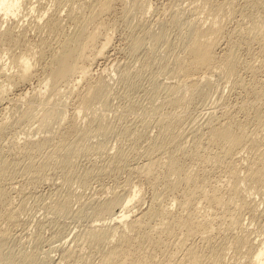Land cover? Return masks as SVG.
Listing matches in <instances>:
<instances>
[{
    "label": "bare ground",
    "instance_id": "bare-ground-1",
    "mask_svg": "<svg viewBox=\"0 0 264 264\" xmlns=\"http://www.w3.org/2000/svg\"><path fill=\"white\" fill-rule=\"evenodd\" d=\"M67 1H69L70 3L67 2V4H69V9L67 11L68 15H66V16H68L69 18H71L75 22L74 29L72 28L73 30L71 29L72 31L70 30L71 32L68 31V33L64 32V35L61 38H59L57 41L58 43H56L58 46H56V48L51 52L49 62H48L50 65V67H48V68H50V70H49V72H47L48 73L46 75L47 77L43 74L45 79H46L45 80L46 81L45 85H47L46 89L44 91L39 90L38 92H34V93L29 94V95H26L25 93H27V92H25V91H24V93H20V94H18V92H16L18 95L17 94L15 95V98L19 101L20 100H22V101L26 100L27 101V99L28 100L30 99V103H28V105H27V107L29 105H30V107L28 108V110H27V108L26 109L24 108L25 110L32 112L35 108H38V110H39V108L41 109L40 110L41 113H40V111L38 113H40V114L43 113V114H42V119L37 117L38 120L40 119V123L39 124L37 123L38 125H40L41 127H42V125L43 126L45 124L47 125L51 121V118H52V120H54V119H55V121L57 120V123H59V125H60L59 129L57 128V130H56V128H55L53 130L54 133L59 132V133H57V134H59V141L55 144V147H53L54 149L52 150L51 154H49L50 156L48 155L49 160L46 162L44 161L45 163L41 165L42 167H40V165L38 164L40 168H38V166H37L36 172L35 173L33 172V174H30L32 176L29 175V178L26 179V180H28L26 182L27 185L28 184L31 185V184L35 183V181H33V179H38V178L44 176V172H45L44 170L46 169L45 167L47 165H50V163L56 165L57 168L60 167L61 168L60 170L64 171V174H65L66 178L68 179V175H69L70 171H72V165H74V162H75L74 161L75 159L73 160L74 156L76 155V157H78L77 155L80 154L81 151H83L87 147H89L88 143L90 145L91 141L89 140V138L91 137V135L92 134L96 135L98 133L100 136V135H102L101 133H104V136H106V134L108 135L109 132H111V131L113 132V129H114L113 127L109 126V122H107V117L109 116L108 113L97 111L98 110L97 109L98 103H100V106H102L106 101H109L108 98L111 97L110 91H112V90H110L111 89L110 85H112V84H111V82L109 83L107 81V79H104L101 75H100L101 77L99 76V78H97L98 77L97 76V77H95L96 79H94V80H92L93 78L91 79V75H93V74H91V73H93L92 72V63L94 64L93 61L97 57H100V55H103V54L106 55L105 49H106V47L109 46L107 44L109 42L110 37L106 38L107 36L106 37L103 36L100 32V30H101L100 27L103 24V22L101 21V20H103V19H101L102 18L101 15L103 13L106 15L107 11L109 12L114 0H67ZM189 1L192 3V5H191L192 7H194L193 3H197V2L199 4L201 3L200 5H201V7L203 6L202 8H204V9H202L201 7H198V8L202 9L200 13H202V11L204 10V12L207 13V16L205 15L206 16L205 20L198 19L199 21L197 20V18H200V17H198L200 15V13L196 15L197 16L196 20H194L192 17L193 20H191L190 23L186 24V25H188L187 30L185 29L186 31L184 33H182L183 34V37L181 38L182 44H181V46L178 44L180 46L179 48H178V45L176 46V44H174L175 42H169L168 39H166L165 33L164 34H157L156 33V34L152 35V40H149L151 38L147 39L148 41H151V42H149L150 44L153 42L155 48H156L155 44L165 42L164 43L165 48H167L169 51L170 50L175 51L172 53L173 56L171 57V60H167L168 62H166V59H165V57H167V56H163V58L165 59V62H163V64H161L163 72H165V73L167 72L166 74L170 75V77H172V78H175V81L173 79H171L170 81L164 82L165 85L162 83L164 85V87L162 85L164 97L161 100V103L157 104V105L151 104L150 109L146 108V111H147V113H149V115L150 114H154V115L156 114V118H157V122H158V130H159L158 134L156 135V137H153V138L149 137V139H145L147 137L144 138L142 135H139L140 133L135 134L136 131H138L136 129L133 130L134 132L128 131L131 133L133 139L135 140V142L133 141L134 143L132 142L134 144V146L138 145L139 148H140V146H142V148L144 147L143 151H142V149L140 150V151H142L141 155H144V157L141 158V161L136 162V164L134 165V170L136 171L138 176H140L141 178H145V180L147 179L148 181H150V183L153 184V185L151 184L152 185L151 188L154 189L153 194H152L153 198L151 199V201H149L151 203L150 204L148 203L149 204L148 206L146 205L147 206L146 208L143 207V209H141L140 211H137L138 209L136 211H134V209H132V208H134V205L138 206L141 203V198L139 195L141 187L137 186L138 184L137 185L134 184V185H132L131 188L127 189V191L125 190L124 191L125 193H122V191L119 193L114 191V192H112L111 195L109 194L108 196H106L107 195L106 194L105 195L106 197H104V199H102V200L98 199L99 201L98 200L95 201L96 203L93 202V203H95L94 209H95V212L97 213V218H95V219H97V221L100 219H103V220H101L99 223L90 224L89 226L86 225V228L88 226V229L84 233H81L82 235L79 234L81 237H79L80 239L77 240V245H75L76 243L74 245L78 246V247L81 245L82 246L81 248H83L85 243L89 244V246L91 245L94 247L103 246L104 249L101 248L102 249V252H101L102 254H101V258H100L101 260L96 264H228V263H226V260H224L225 259L224 256H225V252L227 251L226 250L227 247H229L230 245L232 248H235L237 251H241L244 254H246L247 257L249 258V260L253 264H264V239L260 238V240L257 239L256 241H254V239H255L254 237H253L254 239L250 238L249 233L246 230V227L243 225V222H242L243 214L245 211L249 212L251 214V216H253V217L255 214H257L259 212L258 211L259 210V202L256 200L255 195L259 194V196L261 198H263L262 200H264V83H263L264 81L262 82L261 86H258V87L255 86L256 84H258L257 83L258 81L255 80L256 74L254 73V72L260 70L261 66H263V68H264V56L258 54V56L255 57V59H257V57H258V59H259V62L257 59L258 63H255V62L250 61V60H248L249 62H247V63H243L245 65V68L250 70L251 74L253 76L251 82L249 81L250 82L249 83L250 85H249L243 79V77H242L243 75H241L239 73L240 72L239 68L242 66V64H241L242 61L239 60L237 57L238 55L236 53L237 49H236L235 45H231L229 43L230 47L228 48L227 47L228 45L226 46L227 48L224 47V48H226V50L223 49L222 53H219L220 51H217L219 49V47L223 48V45H222L223 41L222 40H224V39H222L223 38L222 36H223V32H225V31H223L224 30L223 24L227 21V18H226V21L224 19V23H223V18H225L224 15H227V16H229L228 18H230V16L232 17L233 14H235V12H236V9L234 7L235 1L234 0H224L222 2L216 1L217 3L216 2L214 3V1H212V0H201V2H200V0H189ZM170 2H171V0H170ZM187 2H188V0H187ZM190 2H189V5L191 4ZM174 4H175V1H174ZM21 5H22V0H0V12L1 13L3 12L5 16H8V15L9 16H12V15L18 16L19 11L21 12V10H20ZM247 5L250 7V10H249L250 12L247 11L249 13H246V14L243 13L244 18L245 17L247 18V20L245 18V20L247 21L246 24L245 25L241 24V22L243 23V21H241L240 24H238V26L234 29L233 32L237 33L238 35H240L241 37H243L245 39L247 38L248 43H251L253 41L258 42L260 44L259 49L262 51L264 49V0H248ZM67 7H68V5H67ZM198 8H196V9H198ZM238 8H240V7H237V9ZM164 9H166V8H164ZM193 9L195 11H197L195 8H192V10ZM205 9H206V11H205ZM198 11H200V10H198ZM241 11H243V10H241ZM177 12H178V10H177ZM190 12H191V10H190ZM59 13H58V15H56L57 17L52 16L50 19H48L44 23V25L49 26L51 29H53V28L55 29V27L57 28V26L61 23V21L63 19V17H60L61 15H59ZM183 13L180 12L179 14H183ZM196 13H198V12H196ZM161 14H163V13H161ZM171 14H172V12H171ZM180 16H182V15H178V13H174L172 16L173 21H171V22L172 23L177 22V24H178V22L181 21V20H179V19H181ZM203 16H201V17H203ZM243 16H242V19H243ZM236 21H238V19ZM139 22H141V21H139ZM63 24H60V25H62L61 27H63ZM91 24H94V27H92ZM158 25H160V24H158ZM35 26L37 28H41V25L39 23H37ZM152 28H153V26H152ZM184 28H186V27L184 26ZM1 29H3V28H0V30ZM161 29H163V28H161ZM151 30L153 31V29H151ZM13 31H14V29H12L11 27H7V28L3 29L1 31L0 41H3V42L6 40L17 41L19 38V35L14 34ZM152 31H150V32H152ZM143 32H144V30H143ZM160 32L162 33L161 30H160ZM107 33L108 32L106 31V35L109 34V33L108 34ZM151 34L149 33V36H151ZM230 34H232V33H230ZM100 35H101V40H102V36L105 37L104 41H100L101 42L100 46L98 48L96 47L97 49L91 50L90 48L94 47V44L97 43V39L100 37ZM176 35H177V32H176ZM108 36H110V34ZM136 36L137 37H135V38L132 37V39L134 38L132 40V50H134V51H137L140 48L142 49V47L145 44V40H146L145 39L146 37L144 38L142 35H141V37H138V35H136ZM227 38H229V37H227ZM176 40H177V38H176ZM179 42H181V41H179ZM227 42L224 43V45L228 44ZM231 42H232V40H231ZM0 43H2V42H0ZM96 46H98V45L96 44ZM148 46H150V45L148 44ZM154 46H151V47L153 48ZM251 47H253V45ZM30 48L31 47H29V48L26 47L23 51L21 49V51H19V52H14V53L9 54L10 55L9 57L11 58L10 61L12 62V66L15 67L14 70L10 69L12 72H10V71L7 72L8 70H6V69H8V67H10V66H8L9 64L7 65L5 63L8 66V67H6V65L3 63L4 65H2V66L6 67V69L3 67V68H1V71H0V74L4 77V78L2 77V80L0 78V103L5 101L6 99H8V97L12 96V95L11 96L8 95V91H9V89L13 90L10 87L15 82H17L16 79L17 80L19 79L22 81H26L27 79H29V80L31 79L30 77H32V76H30L31 75L30 73L32 71V68L35 69V67L33 66V62H35V60H36V58H35L36 52L34 53V51H32V49H30ZM87 48H89L91 51H88ZM167 49H164L165 53H166ZM256 50L257 49L255 48V51ZM154 51H156V50H154ZM261 51H260V53L262 54ZM12 52H13V49H12ZM39 52H41V51L39 50ZM106 52H107V50H106ZM151 54L154 55V53H151ZM169 55H171V54L169 53ZM252 55L254 56L255 54H252ZM34 58H35V60H34ZM163 58H162V60H163ZM167 58L169 59V56ZM106 59H108V58H106ZM138 60H139V58H138ZM151 61H152V59H151ZM159 61H160V59H159ZM146 62H147V60H146ZM39 63H40V61H39ZM34 64L36 65V62ZM120 64L118 63V65H120ZM118 65H116V66H118ZM0 66H1V64H0ZM103 69H105V68H103ZM217 71L222 75V77L224 76L225 78H227L229 86H232L234 88V90L237 88L246 89L247 92H249L247 94L250 95V93H251V95L246 96V97L242 96L243 98L240 99L241 101L238 102L239 104H237V105H239L238 107L243 114L241 117L238 116V113H237L238 110L235 109L237 114L234 113L235 111L232 110L228 106V104H226L225 106H222L223 109L222 110L220 109L221 111L219 110L218 112L216 109L212 108V106H211V109L209 108L210 111L208 112L209 117H207V120H205V123L204 124L199 123V124H201L202 127H204V130H201L200 126L196 129H193V131H192L193 132V134H192L193 143L190 142V143H192V146L190 148V145H189L190 149H188V145L186 146V143H185L186 141L183 143L179 142V141H181V139H179L180 138L179 135L182 133L177 131L178 125L181 123L182 119L184 118L183 117L184 115L182 112L185 111L186 108L188 107V104L192 100V95L194 93L201 92L207 88H210V86L213 84L212 80H214V77H213V79L211 78V74L214 75V72H217ZM76 72L79 74V77L77 76L78 78L86 79V80H88V83L86 84L87 88L85 87L86 90L85 91L83 90L84 93H82L80 95L81 100H80V103H78V104H80L79 108L75 109V107H74L75 111L74 110L72 111L73 115H75V116L74 117L72 116L73 118H71V119H67V117L71 116V115L70 116L67 115V113H68L67 111L69 110V109H67L68 107L63 106L64 107L63 108L61 106L62 108L61 107L58 108V106L56 105L58 103V101L57 102L55 101L56 103L51 102L52 103L51 106L47 105L49 102H47L48 97H46L45 93H46V90H48L47 88H49L51 86V84L54 85L53 87H57V85L59 87L58 82L61 81L62 79H64V82L67 81V83L69 85V89L67 91L70 92V94H71V92L74 93L73 90L77 89V88L74 87L75 81L71 79V76L73 77V74L75 75ZM125 72H128V71L124 70V73L122 76L123 79H126L127 76H129V74H130V73L127 74ZM32 73H34V72L32 71ZM162 75H163V73H162ZM75 77H73V78H75ZM42 79H40V82H42L41 81ZM70 79L72 81L71 83H70ZM80 79H78V80H80ZM76 80H77V78H76ZM167 80H168V78H167ZM156 81H157V79H156ZM80 83H81V80H80ZM157 83H158V81H157ZM38 85H40V83ZM258 85H260V83ZM34 86H35L34 88L37 87L36 85H34ZM156 86H158V85H156ZM53 87L51 88V90L54 89L53 92L55 93L56 89ZM15 88H16V86H15ZM32 88H33V85H32ZM34 88H33V91L34 90L37 91V89H34ZM37 88H39V87H37ZM67 88H68V86H67ZM39 89H41V88H39ZM214 89H215V87H214ZM155 90H156V88H155ZM155 90H153V91H155ZM156 91L158 92V90H156ZM28 92H30V91H28ZM48 92L46 94L50 93V92L49 93ZM58 92L60 93L59 89H57L56 93H58ZM9 93H11V92H9ZM154 93L156 94V92H154ZM224 95H225V92H224ZM234 96H235V94H234ZM54 97H55V95H54ZM220 97H218V98H220ZM236 97H238V96H236ZM15 98L14 97L11 99L9 98L8 100L10 101V100H13ZM17 100H16V102H18ZM49 100H50V96H49ZM59 101L61 102L62 100L60 99ZM63 101L65 102L66 100L64 99ZM6 102H7V100H6ZM11 102L12 101H10V103ZM20 103H22V102H20ZM5 104H7V103H5ZM19 104L17 105V103H16L15 106L18 107ZM106 104H108V102L105 103V105ZM215 104H218V103H215ZM10 105L13 106V104H10ZM2 106H4V104ZM32 107H34V108H32ZM1 108H3V107H1ZM20 108H22V106ZM181 108H183V110H180ZM215 108H217V107H215ZM232 108H233V106H232ZM7 109L10 111V107H8ZM11 109H12V107H11ZM13 110H14V107H13ZM16 110H19V108ZM27 111H25V112L27 113ZM36 112L33 114H36ZM14 113H15V111H14ZM18 113H19V111H18ZM22 113L24 114L23 110H22ZM4 114H6V113H4ZM4 114H3V116H4ZM79 115H83L82 117L84 119L86 117H88V120L87 121L85 120L86 122L84 121V124L82 126H79L80 123L78 125V121H76V119H75ZM19 116H20V113H19ZM32 116L34 117L35 115H32ZM79 118L81 119V116H79ZM79 118H77V120ZM30 119H32V118H30ZM30 119H28V120H30ZM194 120H196V119H194ZM11 121H12V119H11ZM11 121H10V119L7 121L6 118L0 117V133L2 131L4 132V129H6V127L8 126L7 124ZM34 121H35V119H34ZM155 121H156V119H155ZM251 122H252V126H250ZM65 123L68 124V125H66V127L64 125ZM144 123L148 124L146 121ZM62 125L64 126L65 131H60V128ZM141 125H143L142 122H141ZM154 125H155V123H154ZM25 126L27 127V125H25ZM56 126L58 127V125H56ZM133 126H135V125H132V127ZM180 126H181V124H180ZM190 126H191V124H190ZM125 127H127V125ZM137 127H139V126H137ZM146 127H148V126H146ZM191 127H193V126H191ZM250 127H252V128H250ZM28 129H29V127H28ZM187 129L188 128H186V131H187ZM125 130H127V129L125 128ZM145 130H146V128H145ZM140 131H142V130H140ZM3 132H2V134H3ZM95 132H97V133H95ZM28 135H29V133H28ZM138 135L142 136L143 140L144 139L147 140V141H145V144H143L144 143L143 140L141 143H139L140 140H139ZM31 136H32V134H31ZM26 138H28V136ZM29 139L24 140L25 142L23 141L25 144L24 151L28 150V149L31 150V146L34 143V142H32L33 139H31V140H29ZM34 139H36V138H34ZM182 139H183V137H182ZM88 140L90 142H88ZM91 140H93V139L91 138ZM13 143H17V142L15 141ZM133 144H131V147ZM14 145H13V148H11V146L9 147V149L11 148L10 151L11 150L14 151V150L19 149L22 152V150H21V149H23L22 146L20 148L19 146H14ZM95 145L96 144L94 143V148L96 149V151H98V150L103 151V150H105V148H107L105 141H99V143L96 146ZM120 145H121V143H120ZM171 146H174V147H171ZM117 147H118V149H120L119 147H121V146L117 145ZM124 147L121 148L120 150H118V149L115 150L116 152L114 153V155L112 154L113 155L112 158L111 157L109 158V159H111L109 161L110 162L109 166H110V164L116 165V166H120L124 163L126 164V161H128L127 156L129 154H127L126 151L123 150ZM132 149H134V148H132ZM137 149H138V147H137ZM246 149L249 151V154L248 153H247V155L243 154L244 156H242L241 153L244 150L246 151ZM91 152H92V149H91ZM186 152L193 159V161L191 160L192 162L190 164L189 163L187 164L186 163L187 161H185L188 158L186 159L185 158L186 156L184 157L182 155V154L186 155ZM10 153L13 154L12 152H10ZM81 153H83V152H81ZM87 153H86V155H87ZM15 154H18V153L15 152ZM0 155H1V153H0ZM28 155H31V154H28ZM136 155H137V153H136ZM90 156H91V154H90ZM23 157H24V155H23ZM87 158H88V156H87ZM95 159L97 160V158H95ZM11 160H9V158L4 157V156L0 157V214L2 215V216H0V243L1 242L3 243V240L5 241V239H7V237H9L8 226L6 225V222L4 220L7 219L9 221H14L15 220V214H16L15 209L12 208L13 206L11 207L12 209H10V207H9L8 202H10L12 200L11 199L12 196L10 195V192L8 191V189L4 186L5 184H3V182H4L3 180L5 179V177L8 175V173L10 174L9 169H10V164L12 165ZM18 160H17V162H18ZM33 163H34V161H33ZM32 165H34V164H32ZM15 166H16V164H15ZM207 166H208V168H209V166H211V167H214V169H215V167L222 169V174L220 173L221 175H220L219 179H218V177L214 178L215 175H214V177L210 176L212 170H214V169L213 168L208 169ZM110 167L112 168V166H110ZM116 169H117V167L115 168V170ZM132 169H133V167H132ZM10 170H12V169H10ZM91 170H94V169L91 168ZM118 170H119V167H118ZM118 170H116V171H118ZM120 170H122V169H120ZM134 170H133V172H134ZM210 170H211V172H210ZM53 171H54V169H53ZM57 171H58V169H57ZM26 172H28V171H26ZM29 172H30V169H29ZM92 172H94V171H92ZM113 172H114V169H113ZM88 173H89V170H88ZM20 174H22V173H20ZM11 175H12V173H11ZM43 178H45V177H42V179ZM48 179H49V177H48ZM126 179H128V178H126ZM136 179H137V177H136ZM57 180H58V178H57ZM22 181H23V179H22ZM159 184L163 185L161 190H159V188H158ZM12 185H14V184H12ZM23 186H24V184H23ZM23 186H22V189H23ZM14 190H15V188H14ZM25 190H26V188H25ZM25 190H21V191H25ZM61 190H62V188H61ZM173 192H177V194L179 192L178 196L180 198L178 199V197L174 198V196H171V194ZM58 194H59V192L56 193V197L59 198V196H57ZM140 194H141V192H140ZM173 194L175 195V193H173ZM27 195H29V194H27ZM138 195H139V197H138ZM169 195L173 199L170 198L169 201L166 202L164 197L169 196ZM38 196L40 197V195H38ZM53 196H55V195H53ZM53 196H51V197H53ZM49 197H47V198H49ZM51 197H50V199H51ZM66 197H68V196H66ZM26 199H27V196H26ZM27 200H29V199H27ZM27 200H26V202H27ZM58 201H60V200L58 199ZM175 201H176V203L180 204V206H181V210L179 209L180 210L179 213H177L178 211H176V209L173 208L174 207L173 204ZM44 202H43V204H44ZM83 202H84V200H83ZM57 203L58 202H56V204ZM69 203H71V199L66 198V199H63V205H62L63 207L61 205H58V206L65 208V206H68ZM91 203H92V201H91ZM20 204H21V202H20ZM60 204H62V202ZM81 205H83V204H81ZM2 206H3V209H2ZM18 206H19V204H18ZM137 208H139V207H137ZM140 208H142V207L140 206ZM1 219H4V220H2L3 225H6L7 228H3V226H1V223H2ZM19 221H18V223H19ZM4 222H5V224H4ZM242 227H245V229H242ZM238 228H241V230L239 231ZM235 229H238V230H235ZM237 231L239 233L235 234ZM224 232L226 234L228 232H231L232 236H233V239L231 238L232 241L230 240L231 242L229 244H227L228 246L227 245L225 246V244L217 243L214 239V236H216V233L219 234V233H224ZM226 234H225V236H227ZM222 236H224V235L222 234ZM61 237H63V236H61ZM195 237L199 238V242H197V239H195ZM48 238H51V237H48ZM53 238H54V236H53ZM68 240L65 238L64 239L62 238V241L58 240L59 242L57 244L52 245L53 244L52 243L51 244L52 249L54 246L53 250H60L61 254L60 255H54V253H53V254H48V256L46 254V257H48V259H49L47 261H50L53 264H86L85 260L81 261L82 259H80L81 257H80L79 253H81L82 251L78 252V250H81V248L79 247L80 249H77L74 246L67 245L66 243ZM224 240H225L224 243H227V241L229 239L226 241V238H225V239H223V241ZM45 241H47V240H45ZM70 242H71V240H70ZM173 244L176 246V249H174V250L172 249V247H175ZM2 245L0 244V258L3 256ZM88 248H86V249H88ZM170 248L172 250H170ZM179 252L182 253L181 256L179 255ZM92 254H94V253H92ZM98 255L100 256V253ZM244 257H242V258H244ZM87 261H88V258H87ZM227 261H229V260H227Z\"/></svg>",
    "mask_w": 264,
    "mask_h": 264
},
{
    "label": "rangeland",
    "instance_id": "rangeland-1",
    "mask_svg": "<svg viewBox=\"0 0 264 264\" xmlns=\"http://www.w3.org/2000/svg\"><path fill=\"white\" fill-rule=\"evenodd\" d=\"M174 1H175V4H174ZM212 1H214V3H215L216 1L222 2L224 0H212ZM234 1H235L234 7L236 9V12H235V14H233L232 17L230 16L231 19L228 18L229 16L224 15L225 18H223V23H224V19L226 21V18H227V21L223 24L224 25L223 31H225V32H223V36H222L223 38L222 39H224L225 41L222 40L223 41L222 42L223 48L219 47V49L217 48L218 49L217 51H220L219 53H222L223 49L226 50L227 47L228 48L230 47L229 43L231 45H235V47L237 49V51H236V53L238 55L237 57L239 60L242 61L241 64L243 66V67L242 66L240 67L241 69L239 68V71H240L239 73L241 75H243L242 76L243 79L245 80L246 83L249 84L251 82L253 76L251 74V71L248 70L247 68H245V65L243 63L249 62L248 60L253 61L255 63H258L259 62L258 57H257L258 62H257V59H255V57L258 56V54L264 56V49L262 51L259 49L260 44L258 42L253 41L251 43H248L247 38L245 39V38L241 37L240 35H238L237 33L233 32L234 29L238 26V24H240L241 21H243V23L241 22V24H243V25L246 24L247 18L245 17L246 18V20H245L243 15L250 12L249 11L250 7L247 5L248 0H246V1L245 0H234ZM67 2L70 3L67 0H22V5L20 8L21 12L19 11L18 16H13V15L9 16L8 15L9 16L8 17V16H5L3 12H2L3 14L0 12V28L5 29L7 27H11L12 29H14L13 33L16 35L17 34L19 35V38L17 37L18 38L17 41L6 40V41H4L5 43L3 41H0V42H2V43H0V64H1L0 71H1V68L4 67L2 65H4L5 63L7 65L9 64L8 66H10V67H8L5 64L6 67H8V69H6V67H4L6 70H8L7 72H9V71L12 72L10 69H13V70L15 69V67L12 66V62L10 61L11 58L9 57L10 56L9 54L14 53V52H19V51H21V49L23 51L26 47L27 48L31 47L30 49H32V51H34V53L36 52L35 53L36 54L35 55L36 60L34 58L36 65L34 64L35 62H33V66L35 67V69L32 68V71L34 73H32V71H31L30 76H32V77L29 76L31 79L30 80L27 79L26 81L16 79L17 82H15V83L17 85L15 83L13 85H11L10 88H12L13 90L9 89V91H8L9 96L12 95L15 98V95L17 94L16 92H18V94H20V93H24V91H25V92H27L25 94L29 95L31 93L38 92L39 90L44 91L46 89L47 85H45L46 79H45L44 75L46 76L48 74L47 72H49V70H50V68H48V67H50L48 62H49L51 52L56 48V46H58L56 43H58L57 42L58 39L64 35V32L68 33V31L71 32L74 29L75 22L71 18L66 16V15H68L67 11L69 9V4H67ZM189 2H190L189 0H188V2H187V0L186 1L185 0H183V1L182 0H178V1L177 0H171V2H170V0H114L109 12L108 11H107V13L105 12L106 15L104 13L101 15L102 18L101 17L100 18L103 19V20H101L103 22V24L100 27V29H101L100 32L103 36H105V37L107 36L106 38L110 37L109 42L107 44L109 46L106 47V49H105L106 55L105 54H103L104 56L100 55V57H97L93 61L94 62V64L92 63V72L93 73H91L93 75H91V79L93 78L92 80H94V79H96L95 77L98 76L97 78H99V76L101 75L104 79H107V81L109 83L111 82V84H112V85H110V88H111L110 90H112V91H110L111 97L108 98L109 101L105 102V103L108 102V104H106L107 106L105 105V103L102 106H100V103H98L99 105L97 104V109H98L97 111L108 113L109 116L107 115L108 116L107 122H109V126L113 127L115 130L113 129V132L111 131L108 133V135L106 134L107 137L104 136V133H101L102 135L99 136V134L97 132H95L98 134V135L96 134L97 136L93 135V134L91 135V137L89 138L91 143L89 145L88 142H90V141L88 140L87 143H88L89 147L86 148L87 150L85 149V150L81 151L83 153L80 152V154L77 155L78 157H76V155L74 156L73 160L75 159L74 160L75 162L73 161L74 165H72V171H70L71 174L69 173L68 179L66 178L64 171L60 170L61 169L60 167L57 168L56 165L50 163V165H47L45 167L46 169L44 170L45 171L44 176H42L45 178L47 177L46 179L45 178L42 179V177H40L38 179H33V181H35V183H33L31 185H29V184L27 185L26 182L28 180H26V179L29 178L30 174H33V172L34 173L36 172V170H37L36 167L37 166H38V168L42 167L41 165L49 160V156H50L49 154H51L52 150L54 149L53 147H55V144L59 141V134H57L59 132L54 133L53 130L55 128H56V130H57V128L59 129L60 125H59V123H57V120L55 121L54 118H53L54 120H52V118H51V121L47 125L46 124L44 125L45 127L43 125H42V127L40 125H38L40 123V119H42L43 113L40 114L41 113L40 108H39V110H38V108H35L32 112L27 111L28 108L30 107V105L27 107L28 103H30V99L29 100L27 99V101L26 100H24V101L20 100L19 101L15 98L19 103L22 102V103H20L21 104L20 105L18 102H16L15 99L10 100L13 102V103L12 102L10 103V101L8 99L13 98L11 96V97H8V99H6L7 102L5 100L2 103H0V117L6 118L7 121L9 119L11 121V119H12V121L7 124L8 126L6 127V129H4V132L2 131L3 134H2V132L0 133L1 134L0 135V153H1L0 157L4 156V157L9 158V160L12 159L11 160L12 165L10 164V169H12V170L14 169L13 170L14 172L9 169L10 174L8 173L9 176L7 175L8 177L7 176L5 177V179L3 180L4 181L3 184H5L4 186L8 189V191L10 192V195L12 196L11 197L12 200L10 202L11 203L13 202V203L11 204L10 202H8L9 207H10V209L13 208L16 211L14 221H9L7 219L6 220L1 219V222H2L1 226H3V228H7L6 225L8 226L9 237H7V239H5V241L3 240L4 244L2 242L0 243L1 245L3 244L2 245L3 256L0 258V264H53L50 261H47L49 259H48V257H46V254H47V256H48V254H53V253H54V255H60L61 251L60 250H53L54 246L52 249V245L57 244L59 242L58 240L62 241V238L63 239L65 238L67 240L70 238L66 244L74 246L77 249H80L82 247L81 245L79 246L80 248L78 246H75V245H77V240L80 239L79 237H81L80 236V235H82L81 233H84L88 229V226L90 224L99 223L101 220H103V219H100L97 221V219H95V218H97V213L95 212V209H94V207H95L94 204L96 203L95 201H97L98 199L99 200L104 199V197L108 196L109 194L111 195L112 192H114V191L118 192V193L122 191V193H125L124 191L125 190L127 191V189L131 188L132 185L138 184L137 186L141 187L140 188L141 194L139 192V195L141 198V203L138 206L134 205V208H132V209H134V211H136L137 209H138L137 211H140L141 209H143V207L146 208L151 203L149 201H151V199L153 198L152 194H153L154 189L151 188L153 184L150 183V181H148L147 179L145 180V178H141L140 176H138V174L134 170V165L136 164V162L141 161V158L144 157V155H141V152L144 150V147L142 148V146H140V148H139L138 145L134 146L133 143L135 142V140L133 139L131 133L128 131L134 132L133 130L136 129L138 131H136L135 134L140 133L139 135H142L144 138L147 137L145 139H149V137L150 138L156 137V135L158 134L159 130H158V122H157L156 114L155 115L154 114L149 115V113H147V111H146V108L150 109L151 104L157 105V104L161 103V100L164 97L163 96L164 95L163 87L165 85L164 82L170 81L171 79H173L175 81V78H172V77H170V75H167L166 74L167 72L166 73L163 72L162 65H161V64H163V62H165V59H166V62H168L167 60H171V57L173 56L172 53L175 51L174 50L169 51L167 48H165V44H164L165 42L155 44L156 45V48H155L153 42L151 43L152 44L151 45L149 43L151 41H148L147 39L151 38L149 40H152V35H154L156 33L157 34H164L165 33V37H166V39H168L169 42H175L174 44H176V46L178 44L181 46V44H182L181 38L183 37L182 33H184L188 28L187 27L188 25H186V24L190 23V21L193 19L196 20V18H197L196 15L199 14L202 9H204V8H202L203 6L201 7V5H200L201 3L199 4L197 1H196L197 3H193L194 7L191 6L192 5L191 2H190L191 4L189 5ZM200 2H201V0H200ZM67 5H68V7H67ZM198 7H201L202 9L198 8ZM237 7H240V8L237 9ZM164 8H166V9H164ZM192 8H195V9L198 8V9H196L197 11H195L193 9L194 10L193 11ZM176 9L178 10V12ZM190 10H191V12H190ZM198 10H200V11H198ZM241 10H243V11H241ZM205 11H206V9H205ZM247 11H249V12H247ZM171 12H172V14H171ZM180 12L181 13L184 12V13L179 14ZM196 12H198V13H196ZM58 13H59V15H61L60 17H63V19L61 18L63 22L61 21V23H60V24L64 23L63 27H61L62 25L59 24L60 26L58 25L57 28L55 27V29L54 28L51 29L49 26L44 25V23L48 19H50L52 16L57 17L56 15H58ZM161 13H163V14H161ZM174 13H178V15H182V16H180L181 19H179L181 21H179L178 24H177V22H175V23L171 22V21H173L172 16ZM203 15L207 16V13H205L204 10L202 11V13H200V15L198 16L200 18H197V20L198 19L205 20L206 16L204 17ZM201 16H203V17H201ZM242 16H243V19H242ZM192 17H193V19H192ZM237 19H238V21H236ZM139 21H141V22H139ZM35 23L36 24L39 23L41 25V28H37L35 26L36 25ZM158 24H160V25H158ZM91 26L94 27V24H91ZM152 26H153V28H152ZM184 26L186 28H184ZM160 27L163 29H161ZM3 29L0 30V37H1V31ZM151 29H153V31ZM143 30H144V32H143ZM160 30L162 31V33L160 32ZM106 31L110 34V36H108L109 35L108 33H107L108 35H106ZM150 31H152V32H150ZM148 32L150 34L152 33L151 36H149ZM176 32H177V35H176ZM230 33H232V34H230ZM136 35H138V37H141V35L144 38L146 37L145 38L146 40L144 39L146 45L144 44L142 49L140 48L139 50L134 51V50H132V40L135 37H137ZM103 36H102V40H101V35L97 39V43L94 44L95 48L94 47L90 48L91 46L89 48L91 50L97 49L100 46V43H101L100 41H104V39H105V37H103ZM132 37H134V38L132 39ZM227 37H229V38H227ZM176 38H177V40H176ZM231 40H232V42H231ZM179 41H181V42H179ZM226 42L228 44L224 45V43H226ZM96 44L98 46H96ZM148 44L150 46H148ZM179 45H178V48L180 47ZM252 45H253V47H251ZM151 46H154V47L152 48ZM224 47H226V48H224ZM89 48H87L88 51H91ZM255 48L257 49L256 51H255ZM12 49H13V52H12ZM164 49H167L166 50V53L168 52L167 54L165 53ZM39 50L42 53L39 52ZM106 50H107V52H106ZM154 50H156V51H154ZM260 51L262 52V54L260 53ZM151 53H154V55ZM169 53L171 55H169ZM252 54H255V55L253 56ZM163 56H167V57L169 56V59L167 57H165V59H164ZM106 58H108V59H106ZM138 58H139V60H138ZM162 58H163V60H162ZM151 59H152V61H151ZM159 59H160V61H159ZM146 60H147V62H146ZM39 61H40V63H39ZM118 63L119 64L121 63V64L118 65ZM116 65H118V66H116ZM103 68H105V69H103ZM262 69L264 70L263 66L260 67V70L256 71L257 73L254 72L256 74L255 80L258 81L257 82L258 84L260 83V85H258V84L255 85L257 87L261 86L262 82L264 81V77H263L264 71ZM124 70L128 71L125 73H127V74L130 73L126 79H123V77H122ZM76 73H75V75L73 74V77L76 76L75 78H73L71 76L72 80H74L77 84L79 83L77 85L73 81L75 84L74 87L77 88V89L73 90L74 93L71 92V94H70V92L67 91L69 89V85H68L67 81L64 82V79H62L61 81L58 82L59 87H58V85H57V87H53L54 85L51 84V86L49 87L50 89L47 88L48 90H46V93L48 91L50 93L49 92H48L49 94L45 93L46 97H48L47 102H49L47 105L51 106V104H52L51 102L56 103L58 101L59 104L58 103L56 104L58 106V108H60L61 106L62 107L63 106L68 107L67 109H69V110L67 111L68 112L67 115L68 116L71 115V116L67 117V119H71L75 116V115H73L72 111L73 110L75 111V109L79 108L80 104H78V103H80V100H81L80 95L82 93H84V91L87 88L86 84L88 83V80L78 78L79 74L78 73L76 74ZM162 73H163V75H162ZM212 75L213 74H211V78L213 79V77H214V80H212L213 81V84L211 85L212 87L210 86V88H207L201 92H196L192 95V100L188 104V107L186 108L185 111L182 112L184 115L183 116L184 118L182 119V121L180 123L182 127L180 126V124L177 127V131L182 133V134H180L181 136L179 135V137H180L179 139H181V141H179V142L183 143L186 141L185 143H186V146L188 145V149L191 148L192 143H193V140H192L193 129H196L200 126V129L204 130V127H202L201 124H204L205 120H207V117H209L208 112L210 111L211 106H212V108L216 109L218 112L220 109L221 110L223 109L222 106H225L226 104H228V106L232 110L235 111L234 113H236L235 109H237L238 110L237 111L238 116L241 117L243 114L238 107L239 105H237V104H239L238 102H240L241 101L240 99H242L243 97L251 95V93H250V95L247 94L249 92H247L246 89L237 88L234 90V88L232 86H229L227 78H225L224 76L222 77V75L218 71L214 72V75L213 76ZM2 77L3 76L0 74L1 80H2ZM76 78H77V80H76ZM167 78H168V80H167ZM40 79H42L41 80L42 82H40ZM71 79H70V83L72 82ZM78 79L81 80V83H80V80H78ZM156 79H157L159 84L157 83ZM38 82L40 83V85H38L39 84ZM32 85H33V88L35 87L34 85H36L37 87H39L41 89L36 87L34 89H37V91L36 90L33 91ZM156 85H158V86H156ZM162 85H163V87H162ZM15 86H16V88H15ZM67 86H68V88H67ZM52 87L56 89L55 93L57 92V89H59L60 93L58 92L59 94L58 93L55 94L53 92L54 89L51 90ZM214 87H215V89H214ZM155 88H156V90H158V92L155 90ZM153 90H155V91H153ZM28 91H30V92H28ZM9 92H11V93H9ZM154 92H156V94ZM224 92H225L226 96L224 95ZM234 94H235V96H234ZM54 95H55V97H54ZM49 96H50V100H49ZM236 96H238V97H236ZM58 97L62 100L61 102L59 101L60 99ZM218 97H220V98H218ZM64 99L66 100L65 102L69 106L63 101ZM5 103H7V104H5ZM16 103H17V105L19 104L20 107L22 106V108H20L19 106L18 107L15 106ZM215 103H218V104H215ZM3 104H4V106H2ZM10 104H13V106ZM232 106H233V108H232ZM1 107H3V108H1ZM6 107L7 108L10 107V111ZM11 107H12V109H11ZM13 107H14V110H13ZM74 107H75V109H74ZM215 107H217V108H215ZM18 108H19V110H16ZM24 108L25 109L27 108V110H25ZM32 108H34V107H32ZM22 110H23L24 114L22 113ZM180 110H183V108H181ZM14 111H15V113H14ZM18 111L20 113V116H19ZM25 111H27V113ZM34 111L35 112L37 111L36 114H33V113H35ZM39 111H40V113H38ZM2 113L3 114L6 113V114H4V116H3ZM32 115H35V116L33 117ZM79 116H81V119L79 118ZM79 116L77 118H79L80 120L79 119L77 120V118H75V119H76V121H78V125L80 123L79 126H82L84 124V121L88 120V117H86L84 119L82 117L83 115H79ZM37 117L40 119L38 120ZM30 118H32V119H30ZM28 119H30V120H28ZM34 119H35V121H34ZM155 119H156V121H155ZM194 119H196V120H194ZM145 121L148 124H145L144 123ZM141 122L143 125H141ZM154 123H155V125H154ZM199 123H201V124H199ZM190 124L194 128L191 127ZM250 124H251L250 126H252V122ZM25 125H27V127ZM56 125H58V127ZM64 125L66 127V125H68V124L65 123ZM126 125H127V127H125ZM132 125H135V126L132 127ZM62 126L60 128V131H65L64 126L63 127ZM137 126H139L141 129ZM146 126H148V127H146ZM28 127H29V129H28ZM125 128L127 130H125ZM145 128H146V130H145ZM186 128H188L187 131H186ZM250 128H252V127H250ZM140 130H142V131H140ZM28 133H29V135H28ZM30 133L32 134V136ZM139 135H138L139 140H140L139 143H141L143 139H142V136H139ZM25 136L26 137L28 136V138H26ZM182 137H183V139H182ZM34 138H36V139H34ZM91 138L93 140H91ZM26 139H29V140L33 139L32 142H34L33 145L31 146V150L28 149L30 152L28 150H25L26 152L24 151V149H25V144H24L25 141L24 140H26ZM145 139L143 140L144 141L143 144H145V141H147ZM15 141L17 143H13ZM99 141H105L106 142L107 148H105V150L96 151V149L94 148V143L97 145L99 143ZM190 142H192V143H190ZM120 143H121V145H120ZM131 144H133L132 147H131ZM13 145L19 146L20 148L22 146V148H23V149H21L22 152L19 149H17L18 151L14 150L18 154H15V152L12 150L10 151V149L13 148ZM117 145L121 146V147H119L120 149L125 146L123 150L126 151L127 154H129L127 156L128 161H126L127 165L124 163V164L120 165L121 166L120 167V166L110 164V166H112V168H111L109 166V163H110L109 161L111 159H109V158L110 157L112 158V156L116 152L115 150L118 149ZM189 145H190V148H189ZM10 146H11V148L9 149ZM137 147H138V149H137ZM171 147H174V146H171ZM90 148L92 149V152H91ZM132 148H134V149H132ZM120 149H118V150H120ZM141 149H142V151H140ZM247 151H248L247 149H246V151L244 150L241 153V155L244 156L245 154L247 155V153L249 154V151L248 152ZM10 152H12L13 154H11ZM86 153H87V155H86ZM136 153H137V155H136ZM28 154H31V155H28ZM90 154H91V156H90ZM23 155L25 158L23 157ZM182 155L184 157L186 156L185 157L186 159L188 158L187 160H185V161H187L186 162L187 164L188 163L190 164L193 161V159L190 157L189 154H187V152H186V155L185 154H182ZM87 156H88V158H87ZM95 158H97V160ZM17 160H18V162H17ZM33 161H34V163H33ZM15 164H16V166H15ZM32 164H34V165H32ZM38 164L40 165V167ZM89 166L94 170H91V168ZM116 167H117L116 170H118V167H119L118 171L115 170ZM132 167H133V169H132ZM207 168H208V166H207ZM211 168L214 169V167H211V166H209L208 169H211ZM29 169H30V172H29ZM53 169H54V171H53ZM57 169H58V171H57ZM113 169H114V172H113ZM120 169H122V170H120ZM88 170H89V173H88ZM133 170H134V172H133ZM26 171H28V172H26ZM92 171H94V172H92ZM210 172H211V170H210ZM11 173H12V175H11ZM20 173H22V174H20ZM220 173L222 174V169L215 167V169L212 170L210 176L214 177V175H215L214 178L218 177V179H219V177L221 175ZM30 176H32V175H30ZM48 177H49V179H48ZM136 177H137V179H136ZM57 178H58V180H57ZM126 178H128V179H126ZM22 179H23V181H22ZM12 184H14V185H12ZM23 184H24V186H23ZM22 186H23V189H22ZM162 186H163L162 184H159V186H158L159 190L162 189ZM24 187L26 188V190ZM14 188H15V190H14ZM61 188H62V190H61ZM20 189L25 190V191H21ZM58 192H59V194L57 196H59V198L56 197V193H58ZM173 193H175V195ZM173 193L171 194V196H174V198L178 197V199L180 198L178 196L179 192H178V194H177V192H173ZM27 194H29V195H27ZM38 195H40V197ZM53 195H55V196H53ZM139 195H138V197H139ZM26 196H27V199H29V200L26 199ZM49 196L50 197L53 196V197H51V199H50ZM66 196H68V197H66ZM169 196L164 197L166 202L169 201L170 198L173 199L171 196L170 197ZM255 196H256L255 197L256 200L259 202V210H258L259 212L257 214H255L253 217V216H251V214L249 212L245 211L243 214V220H242L243 225L246 227V230L249 233V237L250 238L254 237L255 238V239L253 238L254 241H256L257 239L260 240V238L264 239V200H262L263 198H261L259 196V194L255 195ZM47 197H49V198H47ZM57 198L60 201H58ZM66 198L67 199L70 198L71 203H69L68 206H65V208H62L63 207L62 206L63 205V199H66ZM26 200H27V202H26ZM83 200H84V202H83ZM19 201L21 202V204ZM91 201H92V203H91ZM43 202H44V204H43ZM56 202H58V203L56 204ZM61 202H62V204H60ZM93 202H95V203H93ZM18 204H19V206H18ZM81 204H83V205H81ZM58 205H61L62 207H60ZM91 205L92 206L94 205V206L92 207ZM173 205H174L173 208H175L176 211H178L177 213H179V211L181 210L180 204L176 203V201H175ZM140 206L142 208H140ZM137 207H139L140 209ZM2 209H3V206H2ZM0 216H2V215L0 214ZM2 220H4L6 222V225H3ZM18 221H19V223H18ZM5 222H4V224H5ZM86 225H88L87 228H86ZM245 227H242V229H245ZM238 229H239V231L241 230V228H238ZM238 229H235V230H238ZM224 233H219V234L216 233V236H214V239L217 243L225 244V246H226L227 244H229L232 241L233 236H232L231 232H228L227 234L225 233L227 236H225ZM237 233H239V232L237 231L235 234H237ZM222 234L224 236H222ZM53 236H54V238H53ZM61 236H63V237H61ZM48 237H51V238H48ZM225 238H226V241L229 239L227 241V243H224L225 240L223 241V239H225ZM195 239H197V242H199V238L195 237ZM45 240H47V241H45ZM70 240L72 243L70 242ZM86 244L87 243H85V245H84L85 247L83 246V248H81V250H78V252L82 251L84 253V254L82 252H81L82 254L79 253L80 257H81L80 259H82L81 261L85 260L86 264L98 263L101 260L100 259L101 254H102L101 248L104 249V247L103 246L94 247L91 245L89 246V244H87V245ZM229 247H227V249H226L227 253L225 252V256H224V258H225L224 260H226V263H228V264H235V263L236 264H250V263L253 264L249 260V258L247 257L246 254H244L241 251H237L235 248H232L231 245ZM86 248H88V249H86ZM172 249L173 250L176 249V246L172 247ZM172 249L170 248V250H172ZM92 253H94V254H92ZM99 253H100V256L98 255ZM179 255L181 256L182 253L179 252ZM241 256L242 257L245 256V257L242 258ZM87 258H88V261H87ZM227 260H229V261H227Z\"/></svg>",
    "mask_w": 264,
    "mask_h": 264
}]
</instances>
